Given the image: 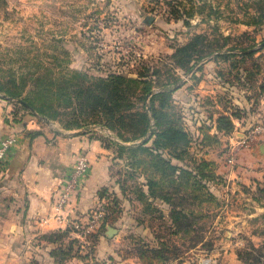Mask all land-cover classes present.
<instances>
[{
    "label": "rangeland",
    "instance_id": "rangeland-1",
    "mask_svg": "<svg viewBox=\"0 0 264 264\" xmlns=\"http://www.w3.org/2000/svg\"><path fill=\"white\" fill-rule=\"evenodd\" d=\"M0 101L110 152L98 200L106 215L118 203L122 243L145 262L264 264V175L214 172L264 120V0H0Z\"/></svg>",
    "mask_w": 264,
    "mask_h": 264
},
{
    "label": "crops",
    "instance_id": "crops-1",
    "mask_svg": "<svg viewBox=\"0 0 264 264\" xmlns=\"http://www.w3.org/2000/svg\"><path fill=\"white\" fill-rule=\"evenodd\" d=\"M12 110L0 101V140L8 135L15 138L0 164V264H87L88 257L95 264H143L122 243L121 228L126 225L122 215L104 226L90 254L76 248L74 256L62 261L53 256V251L65 247L70 238L51 239V234L67 229L66 221L56 215L85 219L98 202V190L110 180L107 171L112 157L96 139L56 133L36 120L13 117ZM80 157L88 162L87 175L71 203L57 212L54 206L59 186ZM215 171L238 180L262 177L264 133L235 152L233 166L220 164Z\"/></svg>",
    "mask_w": 264,
    "mask_h": 264
},
{
    "label": "built area",
    "instance_id": "built-area-1",
    "mask_svg": "<svg viewBox=\"0 0 264 264\" xmlns=\"http://www.w3.org/2000/svg\"><path fill=\"white\" fill-rule=\"evenodd\" d=\"M262 133H264V120L250 125V127L244 129L242 133L238 134V139L228 150L229 157L227 161L231 166L235 163V152L238 149L247 148L254 140L255 136ZM14 143L15 138L12 135L5 136L0 140V164L3 163ZM87 171L88 162L85 158L80 157L74 167H72L64 177L63 183L59 186V194L54 206L57 212L63 211L71 203V198L74 194L79 192L82 182L87 175ZM108 203L109 201H105V199L98 200L84 220H68L64 219L61 215H56L61 220L66 221V227L70 228L75 237L79 239L81 249L86 251L85 255L90 254L89 249L91 247V242L87 237L105 226L104 220ZM86 261L87 264H95L89 260V257ZM200 264H209V261L203 260Z\"/></svg>",
    "mask_w": 264,
    "mask_h": 264
},
{
    "label": "trees",
    "instance_id": "trees-1",
    "mask_svg": "<svg viewBox=\"0 0 264 264\" xmlns=\"http://www.w3.org/2000/svg\"><path fill=\"white\" fill-rule=\"evenodd\" d=\"M146 89V92H149L150 91V88L147 87L145 88ZM170 94L171 93H168L166 95H164V92H161V107L164 105L163 103V100L164 99H168L170 97ZM151 109V112L153 113V116L155 117L156 116V110H155V107L154 105H151L150 107ZM12 115L13 117H17L19 118V114L17 111H15L14 109L12 110ZM142 118L144 119L145 121V124L146 126L148 125V118H147V115L145 113L141 114ZM233 117V116H232ZM223 118V117H221ZM219 118V120L221 119ZM22 119V118H20ZM145 131H143L142 133H144ZM180 130L177 131V129L175 127H170L169 129H167L166 131H162L161 132V136L164 137V136H167V138H170V137H175V136H178V137H181L179 135H182L180 134ZM170 134V135H169ZM182 138V137H181ZM121 148H124L123 146H121ZM211 165V163L207 162V161H202V167H205V166H209ZM171 169H174V170H178V171H181L183 174H188L189 172L187 170H184V169H181V168H173L170 166ZM212 174H213V171H211ZM215 172V170H214ZM216 174V173H215ZM214 176V175H213ZM263 179H264V176H263ZM199 187V185H197ZM200 188V187H199ZM259 192H263L264 193V186L261 188H257ZM114 196V195H113ZM169 202V201H167ZM170 203V202H169ZM113 207H111L105 217V225H110L112 224L116 218H115V214H117V210H118V203L114 202L113 205H111ZM169 212H168V218L171 219V222L173 224V227L175 228L176 231H180V232H193L194 231V222L195 221H190L188 220L184 215H181L182 214V211L184 209L180 208L179 209V206L180 204L178 203H170L169 205ZM182 218H185V219H182ZM104 228L105 227H102L97 233H94L90 236V238L92 240L91 241V250H93V247H94V243L97 241V238L99 237V235L104 231ZM71 232L70 228H67L65 229L64 231H61V232H56V233H53L51 234V239L53 241H62V238L63 237H68L67 235H69V233ZM73 241V240H71ZM77 250V249H76ZM131 251L133 252L134 255H136L143 264H157V263H147L144 261V258H143V251H137V250H133L131 249ZM77 252V251H76ZM75 250L73 251L72 249V246L67 244L65 247H59L57 249H55L53 251V256L57 257L60 261L70 257V256H74L75 255ZM87 257V256H86ZM238 259L240 260V257H238Z\"/></svg>",
    "mask_w": 264,
    "mask_h": 264
},
{
    "label": "water",
    "instance_id": "water-1",
    "mask_svg": "<svg viewBox=\"0 0 264 264\" xmlns=\"http://www.w3.org/2000/svg\"><path fill=\"white\" fill-rule=\"evenodd\" d=\"M151 20H153L152 17H148L147 19H145L146 23H148V24H150ZM20 103L24 104L26 107H29L23 101H20Z\"/></svg>",
    "mask_w": 264,
    "mask_h": 264
}]
</instances>
